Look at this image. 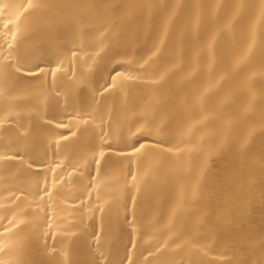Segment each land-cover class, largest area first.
Masks as SVG:
<instances>
[{"label":"bare ground","instance_id":"6f19581e","mask_svg":"<svg viewBox=\"0 0 264 264\" xmlns=\"http://www.w3.org/2000/svg\"><path fill=\"white\" fill-rule=\"evenodd\" d=\"M262 4L0 0V264L264 259Z\"/></svg>","mask_w":264,"mask_h":264},{"label":"snow or ice","instance_id":"6c2138e0","mask_svg":"<svg viewBox=\"0 0 264 264\" xmlns=\"http://www.w3.org/2000/svg\"><path fill=\"white\" fill-rule=\"evenodd\" d=\"M28 7H44V5L43 4L33 5L29 2ZM261 15L264 16V4H262V6H261ZM0 27L6 28L8 30V33L10 34L9 35L10 41L15 40V34L12 33V29L8 26V24L0 25ZM6 48L8 49L9 56H12L13 55V51H12L13 44L11 42H7ZM13 67L15 68V72H17V73L26 72L30 75L43 71V68L40 65H37L35 68H26L25 65L23 63H20L19 61H17L15 63V65H13L12 63H9L7 65V68H9V69H11ZM114 73H115V75L123 76V72H120L118 69H114ZM129 79H130V77H129ZM116 86H117V82H116L115 77L113 75H110L109 81L104 86L103 91H108L110 88H115ZM56 127L65 128V127H67V125L64 124L63 122H60V123L56 124ZM71 135L74 136L75 132H72ZM132 135L133 136H138V135L150 136V135H152V132H151V130L144 131V130L137 129V131L133 132ZM68 139H69L68 135L61 134L59 137V140L57 141V145L59 144L60 141H68ZM153 143H154V145L159 146V145H162L164 143V141L161 139H157ZM108 147H109V149H111V147H112L111 144H109ZM114 151H116L118 155L126 156L129 159L135 158L137 156V154H140V156L143 157L145 155V144L140 142V141H136L135 143L128 144L125 148L115 149ZM18 156H19V153H15V154H11V155L4 154V155H0V160L13 161V160L17 159ZM104 157H105V151L104 150L98 151L93 156V163L97 166V169L99 168L100 162L102 160H104ZM131 178L133 180L136 179V177L134 175H132ZM89 186H91V185H89ZM36 195L41 196V192L38 191L36 193ZM43 196L50 197V190L47 186H45L43 189ZM20 223L22 224L23 221L21 220ZM9 224L12 226H15L16 221L10 220ZM130 247L134 248L135 245L131 244ZM101 260H103V257H101ZM107 264H115V262L113 260H108ZM119 264H139V261L134 262L131 255L126 252L124 259L121 260L119 262ZM230 264H231V262H230ZM243 264H253V262L252 261H244ZM257 264H264V259L257 262Z\"/></svg>","mask_w":264,"mask_h":264}]
</instances>
